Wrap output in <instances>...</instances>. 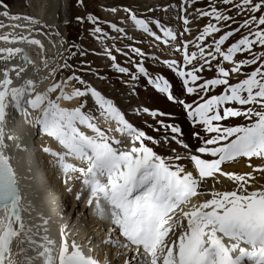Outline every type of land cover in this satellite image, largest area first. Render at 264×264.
<instances>
[{
  "label": "snow or ice",
  "instance_id": "6c2138e0",
  "mask_svg": "<svg viewBox=\"0 0 264 264\" xmlns=\"http://www.w3.org/2000/svg\"><path fill=\"white\" fill-rule=\"evenodd\" d=\"M217 2L232 6L237 15L246 10L250 19L224 32L228 21L235 22L232 15L215 4L210 10L195 9L197 17L210 18L196 37L199 55L190 52L185 43L176 49L183 53V66L176 60L165 61L182 81L186 93L199 99L192 102L178 99L173 85L163 76L148 81L170 102L182 106L187 117L203 128V134L198 136L202 144L185 156L159 154L155 146L160 141L134 126L110 99L94 87L86 86L79 76H70L63 82L75 80L84 86L75 88L71 94L65 91L62 83H53L46 92H38L31 79L22 86H14L12 73L19 77L24 68H0V210L5 211V216L0 218V264H99L74 240L69 241L66 230H61L57 243L46 234L47 221L44 225H35L25 220L23 213L27 209L23 206L19 180L6 152V139H14L6 132L10 109L25 116L38 113L32 121L33 126H38L40 132L63 149L54 151L45 147L44 152L55 159L66 184L78 180L82 185L76 199L83 197L87 205L94 208L95 215L107 222L109 244L136 253L125 264H133V261L135 264H264V187L250 191L251 182L256 180L253 173L236 174L222 168L238 158L264 160V0ZM2 6L7 8V5ZM111 11L116 12V9ZM124 11L129 13L137 29L160 39L145 19L137 18L129 9ZM187 11L181 6V12ZM2 14L17 23L10 26L13 31L0 35V41L9 45L26 42L43 47L39 40L22 34L23 31L30 33L37 21L26 15H10L8 11ZM180 18L185 26L191 23L186 16ZM76 19L82 21L80 17ZM87 21L95 33L102 34L95 17L88 16ZM152 23L163 30L168 40H177L170 28H164L159 21ZM5 27L9 26L0 24V29ZM241 28L248 29V34L231 42L230 38ZM17 29L21 31L18 33ZM112 29L123 31L114 24ZM184 31L188 32L189 28L185 27ZM215 34L220 35L206 53L202 45ZM257 45L261 49L258 53L253 52ZM134 51L144 55L139 49ZM21 52L20 47L0 48V61L10 62ZM244 53H250L251 58L236 59L237 54ZM107 55L116 59L110 51ZM218 58L231 67L220 66ZM23 59L31 63L26 56ZM194 61L203 63L197 66ZM213 61L217 62V75L204 80L200 74ZM249 65L256 67L244 79L230 83V76L239 74ZM188 66L190 70H185ZM62 67L70 65L65 61ZM117 71L129 73L126 67L117 66ZM136 72L142 77L149 76L142 63L136 65ZM131 78L136 80L137 76ZM213 90L218 91L213 94ZM74 99L80 100L78 106L61 107V101ZM87 99L93 100L101 117L115 122L120 138L107 135L101 129L96 115L88 110ZM143 111L153 118L167 115L150 112L147 108ZM237 119L242 122L231 126L224 123ZM164 127L170 130L176 143L189 149V145L176 139L182 135L180 127L174 124ZM185 160L192 165V170L186 168ZM253 172L264 173V168H254ZM221 176L232 181L235 189L209 191L206 182L212 179L219 183ZM198 196L207 198L185 211L184 208Z\"/></svg>",
  "mask_w": 264,
  "mask_h": 264
},
{
  "label": "rangeland",
  "instance_id": "374dc122",
  "mask_svg": "<svg viewBox=\"0 0 264 264\" xmlns=\"http://www.w3.org/2000/svg\"><path fill=\"white\" fill-rule=\"evenodd\" d=\"M24 1L25 0H0L1 23L5 22V16L2 14L4 11H8L11 14L13 11L16 13V10L17 12H21V10L23 12L24 9H27L24 7ZM213 4H215L216 7L225 10L226 14L232 15L234 17L235 22L232 20L228 21L226 26L223 28L224 32L234 30L239 27V25L243 24L245 19H250V16L246 10L241 12L240 15H237L235 8L230 5H222L218 3L217 0H188L187 4L185 3V0H72L70 3V19H66L64 21H68V25L65 24L66 26L59 30V33L63 36L62 43L64 45V52L58 59V61H60V66L58 65L59 68L56 66V64L52 66V69L56 67L57 69L53 75H50V84L38 89V92H46L48 87H50L53 83H62L64 88L67 90L66 92L71 94L75 88H82L84 86L79 85L75 80L67 84H64L63 82L70 76H79L86 82V86L94 87L96 90L100 91L105 98L110 99L126 115V118L131 123H133L134 126L138 128L140 127V129H151L152 131L159 130L158 132L152 133L153 135L155 133L158 134V137L153 138L160 141V144L155 146V150L159 154L164 156H174L177 154L182 156L188 155L189 150L192 149L191 151H194L195 149L190 147L189 149L183 148L181 144L176 143V140L173 139V134L170 132V130L164 127V125L167 124L176 125L174 119L178 118V116L180 117L181 115H184L183 113H179L182 106L170 102L165 95L154 90L153 86L149 82H145L143 84L142 79L146 78L149 81V79H154L157 76H163L173 85V92L178 99H184L188 102H192L194 99H199V97L194 98L193 96H189L186 93L180 78L177 77L176 74L167 67L165 61L176 60L178 64L183 66V53L176 51V49L182 48V45L185 43L188 44L190 52H196L197 55H199V49L195 47V44L199 43L196 37L200 35L203 27L209 23L210 18L197 17L195 9L210 10V6ZM2 5H7V8H4ZM189 5H191V7H189ZM181 6L187 8L188 11L181 12ZM113 8L116 9V12L111 11ZM124 9H129L130 12L135 14L139 19H145L149 23V27L156 33V35L160 37V39L157 40L155 36H149L148 33L137 29L130 20L129 13L125 12ZM16 15L19 14L16 13ZM255 15L260 14L256 13ZM88 16H93L98 20V24L96 26H100L102 28V34H97L94 32L93 26L87 21ZM181 16H186L191 21V23L188 26H185L183 24V20L180 18ZM77 17L82 18V21H78L76 19ZM193 17L196 18L194 19ZM152 21H159V23L163 25L164 28H170L177 35V40H168V38L164 36L163 30L159 27H156ZM211 22L216 23L215 21ZM12 24L14 23H10L9 27L5 30V33L13 31V29L10 27ZM113 24L117 28H122L123 31H114L112 29ZM185 27L189 28L188 32L184 31ZM255 29L256 26L253 25V30ZM20 31L21 30L19 29L16 30L18 33ZM243 34H248V29L241 28L240 32L236 33L234 37L230 38L231 42H236V40ZM219 35L220 34H215L213 37H208L206 39L205 43L202 45L205 48L206 53L209 50V46L214 43V40L218 38ZM3 47H10V45L3 42L1 48ZM135 49H139L142 53H144V55H137L134 51ZM260 50L261 49L259 45H257L253 49V52L258 53ZM107 51H110L111 54L116 57V59L112 60L111 57L107 55ZM69 53L75 54L69 55ZM250 58V53L237 54L236 57L237 60ZM218 59L220 66H224L225 68L231 67V65H228L227 62H224L220 58ZM65 61H67V63L70 65L69 68L62 67ZM3 62L4 61H0V68H3ZM138 63H142L146 67L149 72L148 77H142L138 72H136V65ZM193 63L199 66V64L203 63V61H200L199 63L194 61ZM117 66L128 68L129 73L124 74L118 72ZM216 67L217 62L213 61L211 66H206L200 75L204 80L215 78L217 75ZM255 67V65L243 67L239 74H233L229 77L230 83H236L239 80L244 79L248 73L254 70ZM190 68L191 66H188L185 69L190 70ZM132 75H136L137 79L133 80L131 78ZM37 80L38 79L35 80L36 85L40 84V82ZM175 81L179 82V86H176L177 83H175ZM217 91L218 90H213V94H215ZM156 93L158 95L164 96V100H157L154 95ZM165 100L169 104L173 105V109L165 106ZM85 102L89 112L96 115L97 123L101 129L105 131L107 135L120 138L118 132L112 130V126H107V129L103 128V125H101V118L103 117L99 115V109L93 106V100L87 99ZM79 103L80 100L78 99L77 106ZM66 107L70 109L76 106ZM145 108L149 109L150 112L156 111L160 113H166L167 115L153 118L151 115H149V113H144L143 109ZM182 110L185 112L183 108ZM27 118L28 117L22 119V122H24ZM161 121L163 123H161ZM241 122V120L237 119L224 123L225 125L231 126ZM176 126L180 127L179 125ZM115 127L117 128V126ZM181 130L183 132L182 128ZM36 131L38 133L40 149L42 150L44 157H47L48 160L47 166L51 165L49 168H52L54 167L52 165L56 164L54 162L55 159L49 154L45 153L43 149L45 147L51 148L52 143H56L58 145L59 148L57 151H63V149L58 144V142L40 132L38 126ZM146 134L151 136L150 133ZM202 134L203 128L200 127L199 131L194 135L196 138H198V136ZM181 137L182 136H178L176 139L180 140ZM200 142L201 145L202 140H200ZM125 143H127V141H125ZM184 162L187 163V168H192V165L188 161L185 160L183 163ZM222 168L225 172L236 174L253 173V175L256 176V180L251 182L252 187L249 189L250 191L253 190V188L260 189L261 187H264V173L253 172L254 168H264V160L262 159L252 158L249 160L247 158H238L236 161L228 162L225 165H222ZM246 170L247 172H245ZM53 173L56 175V177L60 176L58 175L56 169L53 171ZM65 179L66 178H64L63 182L64 186L66 185ZM230 182L234 190L236 185L232 181ZM209 183L206 184V187L209 191H211L212 189L210 188ZM222 183H225V181ZM69 187L72 188L71 192L68 191V196L70 197L69 200L71 202H75L76 194L81 190L82 185L80 181L72 180L69 181V183H67L65 186L66 189ZM35 198L37 199L38 197L35 196ZM194 199L186 208H184L185 211L190 210L193 205H196V202L194 201H196L197 197ZM53 202L54 201H51L48 205L53 204ZM77 202H79V200ZM54 207L55 212H57L58 207ZM32 211L33 210L31 209L29 212L27 211L28 215H30ZM77 216H79V214ZM65 227L66 226L63 225L60 231ZM133 264H135L134 261Z\"/></svg>",
  "mask_w": 264,
  "mask_h": 264
},
{
  "label": "bare ground",
  "instance_id": "6f19581e",
  "mask_svg": "<svg viewBox=\"0 0 264 264\" xmlns=\"http://www.w3.org/2000/svg\"><path fill=\"white\" fill-rule=\"evenodd\" d=\"M71 1L72 0H25L24 7L27 9H24L23 12L22 10L21 12H17L16 10V13H18L19 15H26L37 21V24L32 26V30L30 33L28 31H23L22 34L28 36L30 39L39 40L43 47L39 45H30L26 42L10 45V47H21L23 45L27 47L28 45V55L32 59V63H29L28 69L25 74L21 75L20 73V76L16 77L15 73H12L14 86H22L29 79H31L38 91V89H41L44 86L50 84V75H53V73L56 71L58 65L60 64V61H58V59L64 52V45L62 43L63 36L59 33V30L68 25V22L64 23V21L70 18ZM16 13L15 11H13L10 15H16ZM4 20L5 22L1 23L0 21V24L9 26L10 23H17L15 21L9 20L7 17H4ZM19 23H24V21H20ZM7 28L8 27L0 29V35L5 34V30ZM2 43L3 42L0 41V48L2 47ZM38 63H40L41 66L39 73L31 74V71L33 72L32 65ZM2 64L3 67H15L20 65H22L21 67H24L23 62L18 55L10 62H3ZM55 64L57 67L52 69V66ZM36 79H38L37 81H39L40 84L36 85ZM142 82L143 84L145 82L148 83V79L144 78L142 79ZM175 83H177L176 86H179L178 81H175ZM65 91L67 90L65 89ZM154 95L157 100H164V96L158 95L157 93ZM165 101V106L169 108L173 107L172 104H169L167 101ZM60 103L61 106L65 108H67L66 106H77L78 99H74L72 101H61ZM181 110L180 112H177L181 114L183 113L184 115H181L180 117L178 116V118L174 119L176 125H179L183 129V134L181 135L182 137L180 138V140H182L184 144L189 145L190 148L196 149L198 146H200L201 142L200 140H198V138L195 137L194 134L199 131L200 126L194 124L185 115L186 113L183 110L182 112ZM37 115L38 113H31V115L25 116L21 112L10 109L6 123V132L14 137L13 140H6V152L11 155V159L15 160V164L20 163L21 169H23L22 172L20 170L22 175V180L20 183H22L23 185H21L23 206L27 209L28 212L30 209L33 210L30 215H28L27 211L23 213L25 220L35 225H44V221H47V225L45 226L47 229L46 234L50 238L53 236L52 239H55L57 243H59L61 239L60 229L63 227V225H65L66 227L64 228V230H66L69 234V241L71 242L74 240L78 245L82 247V250L85 252V254L95 258L94 251L92 250H101L106 258L104 264H125L126 260H130L133 256H135L134 251L132 252L119 247L112 248V250H107V246L102 244V241L104 239L107 240L109 237L107 232V222L100 220L95 215L94 208L89 207L83 197L79 200V202H77V199L75 201L76 203L71 202L69 200L70 197L68 196V189L65 188L67 184L65 186L63 185L65 178L64 175L58 169L56 164V166L52 165L55 168H49V166L51 165L47 166V157H44L39 146L38 133L36 131L37 126H33L32 123ZM26 117L28 118L24 122H22V119ZM101 125H103V128L106 129L107 126H112L113 131L116 129L115 126H117L115 122L110 120L106 121L103 118H101ZM140 130L145 131V133H150L152 137H158L157 133H155L154 135L152 133L158 132L159 130L152 131L151 129L147 128H141ZM118 134L120 135V133ZM58 148L59 147L56 143H52V150L57 151ZM76 163L77 166H80L79 162ZM186 164L187 163L184 162L185 166H187ZM55 169L60 176L56 177V175L53 174V171ZM187 169L192 170V168ZM245 172H247V170ZM221 180L222 182L225 181V183H222ZM207 183L210 184L211 189L215 188L216 190L220 191L233 190L230 180L226 179V177H219V183H214L212 179H209L206 184ZM257 189L253 188V190ZM35 196L38 198L36 199ZM206 198L207 197L198 196L196 201L194 202L198 204ZM51 201H54V205H48ZM54 206L58 207L57 212H55ZM78 214L79 216H77ZM4 216L5 213L0 212V218H3ZM43 234H45L44 227L41 228V235ZM57 237L59 238V241Z\"/></svg>",
  "mask_w": 264,
  "mask_h": 264
},
{
  "label": "water",
  "instance_id": "95a60500",
  "mask_svg": "<svg viewBox=\"0 0 264 264\" xmlns=\"http://www.w3.org/2000/svg\"><path fill=\"white\" fill-rule=\"evenodd\" d=\"M20 48L23 49V52L20 53V56L22 57V61H23L24 65L28 66L29 63H27V62L23 59V57L26 56V57L28 58V60L31 61V63H32V59H31V57L28 55L27 48H25L24 46H23V47H20ZM12 67H13V66H10V67H8V68H12ZM15 67H16V66H15ZM16 68L19 69L20 67H16ZM22 68H24L25 71H24V72H21V73H26L27 69H26L25 67H22ZM39 70H40V66H39V65H35V66H34V71L38 72ZM8 155H9V154H8ZM11 163H12L14 169L16 170L17 177H18V180H19V187H20V190H21V187H22L23 185H22V183H20V182H21V178H20V176H21V172L23 171V169H21L20 163L15 164L16 162H15L14 159H11ZM19 166H20V167H19ZM20 170H21V172H20ZM21 185H22V186H21ZM0 211H3V210H0Z\"/></svg>",
  "mask_w": 264,
  "mask_h": 264
}]
</instances>
